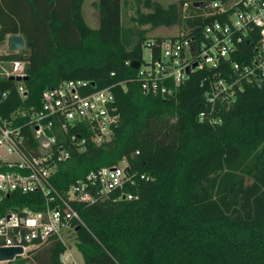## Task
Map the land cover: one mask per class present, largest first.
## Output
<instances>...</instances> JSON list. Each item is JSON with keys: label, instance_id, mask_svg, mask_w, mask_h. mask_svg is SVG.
Wrapping results in <instances>:
<instances>
[{"label": "trees", "instance_id": "trees-1", "mask_svg": "<svg viewBox=\"0 0 264 264\" xmlns=\"http://www.w3.org/2000/svg\"><path fill=\"white\" fill-rule=\"evenodd\" d=\"M133 1L134 27L125 24L122 0H97V27L83 30L75 0H0V44L14 34L24 39L21 50L0 53V61L26 62L27 77L22 97L18 81L0 76V90L9 92L2 112L39 109L42 92L67 80L86 81V91H112L119 120L108 141L87 140L81 149L56 132L58 142L70 147L51 177L62 194L101 167L123 163L133 175L102 200L72 201L82 221L73 224L83 264H264V85L220 105V124L196 119L204 108L205 71L191 72L178 85L170 79V94L144 93L131 62L144 61L149 39L168 34L149 37L140 27L196 30L212 17L204 20L192 3L184 9L182 1ZM139 4L149 10L140 11ZM151 51L154 58L158 48ZM70 131L88 137L83 128ZM25 132L30 146L31 131ZM118 200L116 212L99 213ZM8 202L37 208L45 203L39 193L13 194ZM64 249L53 239L7 264H60Z\"/></svg>", "mask_w": 264, "mask_h": 264}, {"label": "built area", "instance_id": "built-area-1", "mask_svg": "<svg viewBox=\"0 0 264 264\" xmlns=\"http://www.w3.org/2000/svg\"><path fill=\"white\" fill-rule=\"evenodd\" d=\"M203 1L199 15L211 20L196 30L180 27L159 41L149 39L150 62L144 66L140 62L137 75L144 93L165 95L172 91L170 79L178 85L191 72L205 71L201 78L204 108L196 119L220 124V105L231 104L249 87L264 85V0ZM153 45L158 48L154 58ZM25 64L22 60L0 61V76H26ZM86 84L81 79L63 81L42 92L39 109L20 106L5 112L1 107L9 92L0 90V148L6 154L0 156V246L21 247V256L59 239L65 246L60 264H83L82 257L81 261L74 257L72 245L61 238L62 231L76 237L73 223H82L72 201L92 204L133 177L122 163L88 172L65 194L55 188L52 173L57 163L70 155V147L58 142L56 132L68 135L70 143L81 148L87 140L96 145L108 141L118 124L110 88L86 91ZM17 88L25 97L22 80ZM25 128L33 138L30 146ZM73 128H83L88 137L71 132ZM30 193L41 194L45 201L42 208L8 202L13 194ZM132 198V194L127 195V199Z\"/></svg>", "mask_w": 264, "mask_h": 264}, {"label": "rangeland", "instance_id": "rangeland-1", "mask_svg": "<svg viewBox=\"0 0 264 264\" xmlns=\"http://www.w3.org/2000/svg\"><path fill=\"white\" fill-rule=\"evenodd\" d=\"M95 1H97V0H75L74 15L77 18V22H79L78 24L81 26V28L83 30L86 27L92 28V29L97 27L98 19H97V12H96V9L94 7ZM152 1L158 2L164 6L171 4V3H178L180 1H182V2L186 3V5L184 7H188L189 6L188 4H190L196 0H152ZM122 3H123V11L126 14V17L124 19L125 24H127V26L134 27L133 23H131L130 17L135 16L137 5L135 4V2L133 0H122ZM138 8L140 11H143V12H146L147 10H149L147 7L143 6L142 4H139ZM140 28H146L147 29V36L154 37L155 35L156 36L157 35L164 36L167 34L175 33L179 30L180 27L175 24V25L170 26V27L160 26V27H156V28H149L148 25H145V26H141ZM10 51H12V50L9 48L8 39H6L4 42H2L0 44V53H9ZM12 52H15V51H12ZM149 52H150V50L148 47L143 48L142 57H143L144 61L142 62V66H144L145 63L150 62V53ZM76 57L72 56L70 61L71 60L76 61ZM56 66L57 65H54L52 70L56 69L57 68ZM5 155L6 154L0 148V156H5ZM121 205H122V201L118 200L117 202H112L111 204L106 206L103 210H102V207L101 208L99 207V209H100L99 213L103 214V215L112 214V213L116 212ZM61 238L64 240V242H67V243L72 245L71 250H72V253L74 254V257L76 258L77 261H81V255L77 251L76 246L74 245V243L76 241L74 234H72V236H68L66 231H62L61 232ZM0 264H7V262H0Z\"/></svg>", "mask_w": 264, "mask_h": 264}, {"label": "water", "instance_id": "water-1", "mask_svg": "<svg viewBox=\"0 0 264 264\" xmlns=\"http://www.w3.org/2000/svg\"><path fill=\"white\" fill-rule=\"evenodd\" d=\"M194 7H204L205 3L203 0H196L192 2ZM9 48L12 51H19L24 47V39L19 34H14L9 37ZM196 64H193L195 66ZM140 66V61L135 60L131 62V67L133 69H138ZM10 79H15L16 81H24L27 79L26 76L23 77H14L10 76ZM77 229V228H76ZM23 254V250L21 247H12V246H0V262H11L15 260L17 257Z\"/></svg>", "mask_w": 264, "mask_h": 264}]
</instances>
